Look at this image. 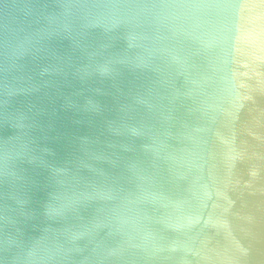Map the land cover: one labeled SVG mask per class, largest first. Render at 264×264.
<instances>
[{
    "label": "water",
    "instance_id": "95a60500",
    "mask_svg": "<svg viewBox=\"0 0 264 264\" xmlns=\"http://www.w3.org/2000/svg\"><path fill=\"white\" fill-rule=\"evenodd\" d=\"M0 264H264V0H0Z\"/></svg>",
    "mask_w": 264,
    "mask_h": 264
}]
</instances>
